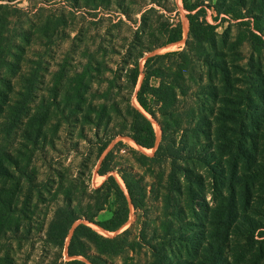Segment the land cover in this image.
<instances>
[{
	"label": "rangeland",
	"instance_id": "rangeland-1",
	"mask_svg": "<svg viewBox=\"0 0 264 264\" xmlns=\"http://www.w3.org/2000/svg\"><path fill=\"white\" fill-rule=\"evenodd\" d=\"M187 1L200 2L207 19L218 24L216 48L206 46L202 60L207 63L193 61L189 52L152 62V68L162 69L164 79L180 86L175 105L180 110L166 111L158 104L157 119L143 110L137 93L149 56L185 51L189 23L183 0H112L97 10L66 0L12 2L21 10L8 9L9 27L30 29L31 41L17 38L16 59L8 55L19 69L3 70L12 81V88L0 83L12 101V107L3 111L16 108L19 92L25 91L23 77L37 69L39 77L26 111H47L50 116L37 143L22 136L26 119L8 139L0 124V143L7 145L13 160L28 174H19L10 164L21 177L13 202V218L20 226L2 234L0 264H63L71 259L69 237L61 251L46 241L47 225L58 205L84 207L85 193L107 178L98 169L120 140L123 145L115 161L143 178L148 207L142 215L130 204L127 222L115 232L92 224L107 236L131 229L134 246L115 258V264H154L150 241L160 243L169 254L163 264H213L219 255L218 264H264V111H252L254 101L248 102L249 108L245 104L254 80L264 79V46L248 39L251 25L218 12L235 0ZM238 1H246L247 7L264 3ZM51 15L59 21L46 34ZM178 22L182 40L165 44ZM214 60L219 64L211 67L208 63ZM136 63L140 75L132 87ZM151 83L157 85L158 80ZM129 103L151 119L156 132L153 148L142 147L122 133L129 130L130 118L122 117H129ZM160 121L181 150L176 171L170 163L157 165L134 152L154 155L163 135ZM110 139L100 155L99 148ZM110 174L126 191L120 175ZM227 209L232 214L229 224L224 220ZM109 215L104 210L97 219ZM211 243L215 248L217 243L223 245L219 254Z\"/></svg>",
	"mask_w": 264,
	"mask_h": 264
},
{
	"label": "trees",
	"instance_id": "trees-1",
	"mask_svg": "<svg viewBox=\"0 0 264 264\" xmlns=\"http://www.w3.org/2000/svg\"><path fill=\"white\" fill-rule=\"evenodd\" d=\"M0 83L3 86L12 88L11 78L3 75V70L16 72L19 69L18 63L14 61L16 59L15 49H19L20 43L17 38L31 41L30 29L20 28L11 29L7 22L9 17V10L12 11L21 10L12 2L16 0H0ZM43 3H50L53 0H41ZM65 1V0H64ZM73 5L83 7L85 9L97 10L103 4L111 3L112 0H66ZM184 1V6L187 9V18L189 23V33L186 40L185 51H169L162 54H155L149 56L145 61V75L142 81L141 87L137 93V100L143 110L154 118L157 119L154 107L157 105L155 101H159V105L166 111H179L175 106L178 100V90L180 86L175 81H167L163 78V71L160 67L152 68V62L163 59L165 57L180 55L183 52H189L192 55L193 61H200L201 64L207 60H202L203 51L206 50V46L210 45L216 48L217 36H218V24L210 22L206 17V9L200 2L196 1L189 3ZM5 2V3H3ZM263 5L259 4L247 7L246 1H232L222 9V13H226L233 17V19H240V22L245 25H251L252 29L249 31V40L255 46H264V13ZM43 9V7H41ZM154 11L155 8H151ZM55 15V14H54ZM51 15L46 23V34L49 31H54L59 21V17ZM249 17V19H244ZM217 19V16L214 17ZM51 21V27L49 23ZM171 25V23L169 24ZM171 33L165 44H171L178 42L183 38V27L181 22H178L176 26L171 27ZM135 41H138L137 38ZM162 44V45H165ZM150 50V49H148ZM151 51V50H150ZM14 59H9L8 55ZM209 54V53H208ZM142 54L140 53L139 56ZM211 67L218 65L217 61H210L208 63ZM222 67V66H221ZM220 67V68H221ZM218 70V69H215ZM227 75L228 70H226ZM255 73V72H254ZM140 75V69L138 63H136L132 69L131 74V86L135 87L138 83ZM253 75V73H252ZM39 77L38 70H33L24 76L25 91H20V99L17 100L16 108L12 111H3L8 106L12 107V101L9 102L7 94L3 88L0 87V124H3V131L8 137L14 132H17L21 123L26 119V127L22 131L23 138L37 143L42 135L43 128L48 122L49 113L47 111H26L27 100L33 98V92L36 88V83ZM157 79L158 84L151 83V79ZM230 80L227 82L229 83ZM250 87V93L247 97L246 108H249L248 102L254 101L252 105V111L259 113L264 111V79L256 78L253 85ZM184 93V89L181 90ZM181 93V94H182ZM225 100L229 101L230 98ZM2 101V102H1ZM5 105V106H4ZM244 105V104H243ZM175 106V107H174ZM170 109V110H169ZM128 115L122 116L123 119L130 118L129 130L122 132L128 135L132 140L145 148H153L156 142V132L152 124L151 119L142 110L128 104ZM172 115V114H171ZM3 117V118H1ZM2 119L5 120L2 122ZM175 125L178 124L176 118L173 119ZM163 129L162 139L158 145L153 156L145 155L144 153L134 150L141 158L157 165H163L165 162L170 163L173 170L176 171L177 160L182 158L180 147L177 145L176 137L166 134L164 124L160 121ZM6 139V141H8ZM113 139V138H112ZM106 141L99 148V154L101 155L108 144L112 140ZM123 145L122 141H118L114 147L109 150L104 156L98 173L100 175H108L105 181L98 187L85 193L84 207L76 208L72 204L58 205L51 216V219L47 225L45 232V239L51 245L57 247L61 251L64 250L67 238L69 242L67 245V254L71 259L63 262V264H115L113 261L115 258L124 255L134 246L132 239L131 229H125L114 236H107L100 233L97 229L91 226L88 222L94 223L106 231L115 232L121 226H123L130 215V204L136 211H140L144 215L148 207V188L144 183L143 178L135 173L131 168L123 167L116 161V155L119 147ZM13 164L14 169L28 176L25 169H21V165L17 160H13L10 155L7 145L0 143V238L2 234L8 229L15 227L19 228V220L16 221L13 218L14 205L13 202L18 197V192L21 189V177H17L14 171H11L10 164ZM176 169V170H175ZM110 172H116L123 180L126 191L123 189L119 181ZM9 181L12 183L9 184ZM127 192V193H126ZM67 201H71L67 195ZM109 210L110 215L103 220L97 219L100 212ZM226 217L224 220L229 224L232 222V214L230 210L225 211ZM223 213V214H225ZM77 221H80L77 223ZM87 221V222H86ZM225 223V222H224ZM227 225V224H225ZM227 233V226H225ZM144 229V228H143ZM221 237H225L226 233L222 234L218 231ZM139 237L144 238V231L140 233ZM149 246L151 248L152 256L154 258V264H163L167 261L169 254L163 252L165 249L161 247L160 243L150 241ZM214 247L215 244L211 243ZM215 251L220 253L223 245H216ZM220 256V255H219ZM214 257L213 264H218L220 258ZM81 257V258H80Z\"/></svg>",
	"mask_w": 264,
	"mask_h": 264
},
{
	"label": "water",
	"instance_id": "water-1",
	"mask_svg": "<svg viewBox=\"0 0 264 264\" xmlns=\"http://www.w3.org/2000/svg\"><path fill=\"white\" fill-rule=\"evenodd\" d=\"M155 104H157V105H158V104H159V101H157V100H156V101H155ZM69 238H70V236H69Z\"/></svg>",
	"mask_w": 264,
	"mask_h": 264
},
{
	"label": "bare ground",
	"instance_id": "bare-ground-1",
	"mask_svg": "<svg viewBox=\"0 0 264 264\" xmlns=\"http://www.w3.org/2000/svg\"><path fill=\"white\" fill-rule=\"evenodd\" d=\"M91 226H93V225H95V224H93V223H90V222H88ZM93 224V225H92ZM98 226V225H97Z\"/></svg>",
	"mask_w": 264,
	"mask_h": 264
},
{
	"label": "crops",
	"instance_id": "crops-1",
	"mask_svg": "<svg viewBox=\"0 0 264 264\" xmlns=\"http://www.w3.org/2000/svg\"><path fill=\"white\" fill-rule=\"evenodd\" d=\"M0 3H1V1H0Z\"/></svg>",
	"mask_w": 264,
	"mask_h": 264
}]
</instances>
